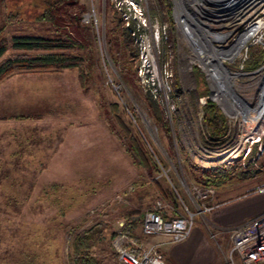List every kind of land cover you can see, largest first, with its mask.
I'll return each mask as SVG.
<instances>
[{"label":"rangeland","instance_id":"rangeland-1","mask_svg":"<svg viewBox=\"0 0 264 264\" xmlns=\"http://www.w3.org/2000/svg\"><path fill=\"white\" fill-rule=\"evenodd\" d=\"M146 1L149 11L154 0ZM43 3L0 0V43L6 44L0 62L24 54L11 48L14 36L42 37L66 46L61 50L31 51L30 55H89V62L42 72L17 70L0 80V264H74L73 241L88 231L89 257L97 264H120L110 244L117 224L123 221L136 241L151 245L156 237L147 238L141 233L143 212L156 201L173 213L182 214L185 207L193 212L187 188L199 185L193 178V173L199 175L195 167L200 171L224 164L234 167L231 178L215 188L212 203L223 196L246 194L194 217L192 231L207 229L212 246L219 237L226 240L232 229L211 225L208 216L212 211L223 205L230 216H242L249 210L244 205L250 202L264 211V192L247 194L264 186V133L258 155L254 150L259 144L253 146V157L203 163L219 162L230 143L223 139L217 145H207L204 139L209 132L201 102L202 97H210L205 79L197 86L193 73L195 85L184 83L181 65L168 51L167 59L173 55L167 72H172L174 94L163 100L168 129L163 130L152 117L144 91L154 84L159 88V75L148 71L139 58L119 61L105 39L103 45L101 36H96L93 23L82 22V15L93 13L104 35L114 26L126 30L116 11L109 5L103 11L99 0H77V5L63 6L73 14L80 13L79 25L87 26L85 32L79 29L88 39L85 49H80L70 45L65 32L55 30L40 16L45 9ZM173 24L170 16V32ZM75 35L72 32V37ZM150 35L146 32L143 40H149ZM123 66L135 70L132 82L124 77ZM233 126L237 128V124ZM127 130L140 138L159 171L148 174L134 163L127 152ZM238 130L231 129V133L239 134ZM130 216L136 221L131 233L127 223ZM224 244L229 252L228 239ZM232 261L240 264L234 255Z\"/></svg>","mask_w":264,"mask_h":264},{"label":"built area","instance_id":"built-area-1","mask_svg":"<svg viewBox=\"0 0 264 264\" xmlns=\"http://www.w3.org/2000/svg\"><path fill=\"white\" fill-rule=\"evenodd\" d=\"M99 1L103 11L106 5L116 11L137 45L140 62L146 63L148 71L159 75V88L156 89L154 84L144 91L161 106L163 100L166 102L168 96L174 94L172 72H167L171 70L173 55L181 65L184 83L195 85L193 73L196 69L205 79L210 90L209 100L219 108L226 121L227 130L220 142L225 139L230 143L221 153L219 162L204 160L203 163L219 164L239 156L244 159L253 157L252 149L257 144L258 149L254 148V152L259 154L264 132L255 138H242L245 135L243 118L251 116L254 101L264 95V0H169L174 23L171 33L166 22L161 23L158 17L149 15L146 0ZM90 21L104 45V33L97 27L95 15H82V22ZM146 32L151 33L149 40H143ZM170 36L173 47L169 51L173 55L163 59L162 43ZM252 47L261 52L263 59L259 65L247 70L245 61L249 59ZM233 124H237V128ZM231 129H240V135L235 131L232 134ZM225 159L227 161L224 162ZM256 192H264V186H257L247 194ZM187 195L193 212L185 207L182 214L173 213L161 201H156L142 214V235L147 238L163 237L171 244L186 240L192 231L194 217L203 216L217 206L212 203L216 195L213 186L191 185L187 188ZM207 225L210 231L211 227ZM211 237L214 238V235ZM227 239L230 245L227 264H233V255L240 264H264V211L232 228ZM110 244L120 264H166L159 245L145 246L136 241L127 232L123 221L117 224Z\"/></svg>","mask_w":264,"mask_h":264},{"label":"trees","instance_id":"trees-1","mask_svg":"<svg viewBox=\"0 0 264 264\" xmlns=\"http://www.w3.org/2000/svg\"><path fill=\"white\" fill-rule=\"evenodd\" d=\"M44 1L45 9L40 15L50 22L53 28L57 31L65 32L67 40L70 45L80 49H85L87 43V35L85 33L81 35L79 29L84 32L87 30V26H80V13L73 14L72 12L64 9V5L73 6L77 5V0H42ZM80 7V6H79ZM82 10V9H81ZM80 10V12H81ZM150 16H156L161 23H168L170 21V8L167 0H154V7L149 10ZM71 29L68 33L65 29ZM72 32L76 35L72 37ZM170 32V29H169ZM171 33V32H170ZM105 42L110 45V52L117 57L120 61L124 57L138 61V48L136 43L130 37L126 30H120L118 26H114L107 30L104 35ZM169 43H171L169 45ZM173 47L172 36L169 37L168 41L162 43L163 59L167 58L169 49ZM11 48L16 51L24 52L14 57L7 58L0 62V80L10 76L15 71L19 70L22 72H42L50 70H59L63 68H74L89 62V55L84 58L83 56L68 55L61 52H47L44 54L30 55L31 51H51L61 50L66 48L65 45L60 44L58 41L46 39L42 37H31V36H14L11 38ZM6 51V44L0 43V57ZM263 57L261 52L256 48L252 47L249 50V59L245 63V69L250 70L259 65ZM91 66V65H90ZM87 67V66H86ZM122 72L124 77L130 82L135 76V70L129 67L123 66ZM197 86L202 81L203 76L196 69L194 70ZM84 77L81 75V80ZM148 103L152 109V117L157 121L164 129L166 127V115L165 109L156 100L151 98V95H147ZM202 118L207 126L209 132L204 135L207 145H217L220 143V138L224 135L227 130L226 121L224 116L219 112L216 105L209 100L207 97H202L201 102ZM130 142L127 145V152L133 159L134 163L147 171L148 174L153 170L159 171L157 163L152 159L148 153L140 138L136 135H131L128 130ZM233 165L224 164L211 169L201 170L195 167L198 174L193 173L194 182L201 186H221L228 179L231 178L233 173ZM169 196L174 199V194L169 191ZM135 217L130 216L128 220L129 232L132 231V225L136 224V221H132ZM90 234L91 232L80 233L77 235L72 244V257L71 260L74 264H97L91 257L90 252Z\"/></svg>","mask_w":264,"mask_h":264},{"label":"crops","instance_id":"crops-1","mask_svg":"<svg viewBox=\"0 0 264 264\" xmlns=\"http://www.w3.org/2000/svg\"><path fill=\"white\" fill-rule=\"evenodd\" d=\"M244 195L246 194L232 195L228 198L223 196L215 204H225L226 206ZM254 204L250 202L244 205L245 209H249L248 212L245 215H239L237 217H234L236 215L230 216V211L222 209L224 207L222 205L209 214V223L216 227H221V229L239 226L261 213L260 210L263 208H256ZM206 232L207 229L205 231L203 229L200 231H192L186 240L176 244L169 243L163 237H156L151 244L159 245L160 252L166 264H227L226 254L228 250L226 249V244H224L227 239L224 240L225 237H219L214 247L211 245Z\"/></svg>","mask_w":264,"mask_h":264},{"label":"bare ground","instance_id":"bare-ground-1","mask_svg":"<svg viewBox=\"0 0 264 264\" xmlns=\"http://www.w3.org/2000/svg\"><path fill=\"white\" fill-rule=\"evenodd\" d=\"M254 102V111L253 108H251L253 112L250 111L252 113L251 116L243 118L245 122V125L243 126L245 135L242 139H245L246 136H253V138H255L264 132V95L261 97V99H258V101L255 100ZM219 103L222 106V102L219 101ZM227 112L230 113V111ZM227 159L223 161L225 162Z\"/></svg>","mask_w":264,"mask_h":264}]
</instances>
